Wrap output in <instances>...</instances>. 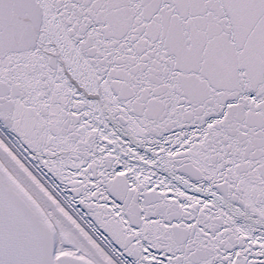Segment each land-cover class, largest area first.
Returning a JSON list of instances; mask_svg holds the SVG:
<instances>
[{"label":"snow or ice","instance_id":"obj_1","mask_svg":"<svg viewBox=\"0 0 264 264\" xmlns=\"http://www.w3.org/2000/svg\"><path fill=\"white\" fill-rule=\"evenodd\" d=\"M0 264H264V0H0Z\"/></svg>","mask_w":264,"mask_h":264}]
</instances>
